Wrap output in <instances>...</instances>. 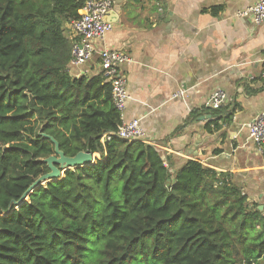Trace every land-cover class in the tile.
<instances>
[{
    "label": "trees",
    "instance_id": "trees-1",
    "mask_svg": "<svg viewBox=\"0 0 264 264\" xmlns=\"http://www.w3.org/2000/svg\"><path fill=\"white\" fill-rule=\"evenodd\" d=\"M88 1L0 0V264H264V210L232 174L102 142L121 125L112 87L70 72ZM53 141L102 160L29 193Z\"/></svg>",
    "mask_w": 264,
    "mask_h": 264
},
{
    "label": "crops",
    "instance_id": "crops-1",
    "mask_svg": "<svg viewBox=\"0 0 264 264\" xmlns=\"http://www.w3.org/2000/svg\"><path fill=\"white\" fill-rule=\"evenodd\" d=\"M257 2L116 0L118 22L96 46L131 58L123 67L131 96L126 120L140 119L146 143L170 157L173 170L194 160L230 173L252 203L264 206V154L248 133L264 110V23L241 15ZM70 72L101 74L99 55ZM217 90L228 100L213 115L204 109ZM179 91L183 98H175Z\"/></svg>",
    "mask_w": 264,
    "mask_h": 264
},
{
    "label": "built area",
    "instance_id": "built-area-1",
    "mask_svg": "<svg viewBox=\"0 0 264 264\" xmlns=\"http://www.w3.org/2000/svg\"><path fill=\"white\" fill-rule=\"evenodd\" d=\"M116 0H89L78 20L72 21L68 26V37L73 41V56L70 66H82L88 63L95 54L99 55L104 79L112 87L113 102L120 113L121 125L116 132L106 134L102 142L110 141L112 137L120 138L127 142H147V134L141 126L140 119L126 120L125 111L131 99L127 89V78L123 67L131 63V58L118 50L104 49L97 51V43L113 31L115 23L107 22L108 14L115 10ZM249 17L256 25L264 23V0L241 13ZM264 78V73L262 75ZM184 97V92L179 91L175 98ZM228 100V95L223 90H217L209 98L206 108L218 110ZM248 133L259 152L264 154V110L260 112L248 125Z\"/></svg>",
    "mask_w": 264,
    "mask_h": 264
},
{
    "label": "water",
    "instance_id": "water-1",
    "mask_svg": "<svg viewBox=\"0 0 264 264\" xmlns=\"http://www.w3.org/2000/svg\"><path fill=\"white\" fill-rule=\"evenodd\" d=\"M119 19V15L115 10L111 11L106 17L107 22L117 23ZM55 144V155L49 157L46 162L50 169V173L42 176L38 179V181L29 189V193L33 191L34 187L45 186V184L57 181V179H62L65 177L66 172L69 170H74L77 168L93 165L96 163L94 156L91 152H80L74 157H67L60 150V146L58 142L53 141ZM28 198V194L26 193L23 196V202ZM259 210L263 211L264 206H260Z\"/></svg>",
    "mask_w": 264,
    "mask_h": 264
},
{
    "label": "rangeland",
    "instance_id": "rangeland-1",
    "mask_svg": "<svg viewBox=\"0 0 264 264\" xmlns=\"http://www.w3.org/2000/svg\"><path fill=\"white\" fill-rule=\"evenodd\" d=\"M46 185V184H45ZM256 201H258L259 202V200H258V198L256 197Z\"/></svg>",
    "mask_w": 264,
    "mask_h": 264
},
{
    "label": "bare ground",
    "instance_id": "bare-ground-1",
    "mask_svg": "<svg viewBox=\"0 0 264 264\" xmlns=\"http://www.w3.org/2000/svg\"><path fill=\"white\" fill-rule=\"evenodd\" d=\"M58 180V179H57Z\"/></svg>",
    "mask_w": 264,
    "mask_h": 264
}]
</instances>
